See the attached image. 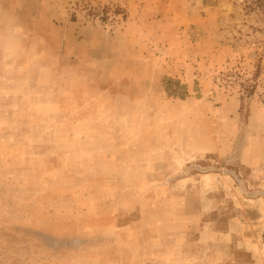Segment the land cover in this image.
<instances>
[{
	"label": "rangeland",
	"instance_id": "obj_1",
	"mask_svg": "<svg viewBox=\"0 0 264 264\" xmlns=\"http://www.w3.org/2000/svg\"><path fill=\"white\" fill-rule=\"evenodd\" d=\"M247 3L0 0V264H264Z\"/></svg>",
	"mask_w": 264,
	"mask_h": 264
},
{
	"label": "trees",
	"instance_id": "obj_2",
	"mask_svg": "<svg viewBox=\"0 0 264 264\" xmlns=\"http://www.w3.org/2000/svg\"><path fill=\"white\" fill-rule=\"evenodd\" d=\"M249 3H247V8L251 11L255 9H263L264 10V0H247ZM255 87H246L247 95L252 94V91ZM252 90V91H249Z\"/></svg>",
	"mask_w": 264,
	"mask_h": 264
}]
</instances>
